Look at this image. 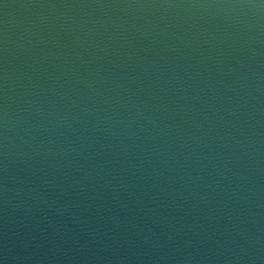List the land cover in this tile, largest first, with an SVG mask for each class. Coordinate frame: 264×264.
<instances>
[{
	"label": "water",
	"instance_id": "1",
	"mask_svg": "<svg viewBox=\"0 0 264 264\" xmlns=\"http://www.w3.org/2000/svg\"><path fill=\"white\" fill-rule=\"evenodd\" d=\"M0 264H264V0H0Z\"/></svg>",
	"mask_w": 264,
	"mask_h": 264
}]
</instances>
